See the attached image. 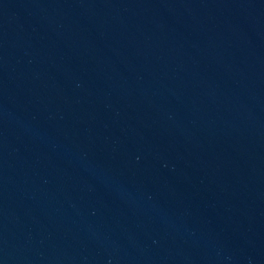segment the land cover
Wrapping results in <instances>:
<instances>
[{
    "label": "water",
    "instance_id": "obj_1",
    "mask_svg": "<svg viewBox=\"0 0 264 264\" xmlns=\"http://www.w3.org/2000/svg\"><path fill=\"white\" fill-rule=\"evenodd\" d=\"M0 264H264V0H0Z\"/></svg>",
    "mask_w": 264,
    "mask_h": 264
}]
</instances>
